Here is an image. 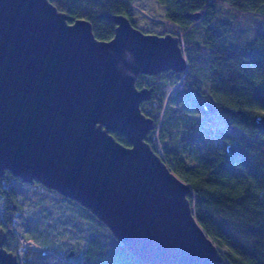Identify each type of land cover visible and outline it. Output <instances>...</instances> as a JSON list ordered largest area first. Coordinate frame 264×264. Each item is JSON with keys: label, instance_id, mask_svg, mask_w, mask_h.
Here are the masks:
<instances>
[{"label": "water", "instance_id": "95a60500", "mask_svg": "<svg viewBox=\"0 0 264 264\" xmlns=\"http://www.w3.org/2000/svg\"><path fill=\"white\" fill-rule=\"evenodd\" d=\"M112 20L113 37L100 40L88 20L50 0H0V175L88 208L143 264L220 262L193 215L189 184L145 141L153 121L140 104L150 90L135 81L184 72L179 39L142 32L123 14ZM7 236L0 226V264H21Z\"/></svg>", "mask_w": 264, "mask_h": 264}, {"label": "trees", "instance_id": "16d2710c", "mask_svg": "<svg viewBox=\"0 0 264 264\" xmlns=\"http://www.w3.org/2000/svg\"><path fill=\"white\" fill-rule=\"evenodd\" d=\"M50 1L72 20H88L100 40L113 37L116 14L127 16L142 32L179 39L187 61L184 72L139 74L135 81L137 88L150 90L140 104L153 121L145 141L189 184L193 215L222 254L214 264H264V0H155L163 14L148 16L150 30L140 28L132 16L136 0ZM197 12L196 20L188 16ZM172 91L179 103L168 106ZM111 133L130 145L120 133ZM48 192L79 232L82 251L64 252L61 242L48 237L54 215ZM19 198L34 204L20 223L46 252L11 247L9 231L17 224ZM0 200V226L8 234L4 247L20 253L21 264H37L45 254L54 257L53 264H143L88 208L36 181L22 182L4 171Z\"/></svg>", "mask_w": 264, "mask_h": 264}, {"label": "rangeland", "instance_id": "374dc122", "mask_svg": "<svg viewBox=\"0 0 264 264\" xmlns=\"http://www.w3.org/2000/svg\"><path fill=\"white\" fill-rule=\"evenodd\" d=\"M134 10L132 13L133 18L136 20V24L144 29V30H150L152 28V25L147 21L148 16L152 17H161V14H163V7L157 3L155 0H136V2L133 4ZM172 95H175V91H172L169 93L168 98L166 100L168 106H174L178 105L177 102H175L172 99ZM221 119L218 118L217 123H220ZM37 187L32 189L35 191ZM40 192V190H38ZM46 199L50 201V203L53 204L51 210L53 211L54 215L49 220L50 221V227H49V233L48 236L50 239L56 242H61V248L64 252L67 251H73L74 253H78L83 250V241L81 240L80 234L77 230L73 229V226L71 225V222L67 220L66 212H58L57 206H60V201L57 200V198L54 196L53 193L48 192L45 195ZM2 200H0V211L2 207ZM18 205H20V211H18L16 220L17 224L13 227V229H10L9 233L12 237V244L11 247H15V245H19L20 247L24 248L22 245V237H25L27 240H31L36 244V248L31 250H38L42 249L45 251L44 248H39L38 241L32 238L30 235L29 230H25L22 228V224L20 222H25L26 218L30 216L32 211L34 210V204L31 202V199L28 201H25L23 198L18 199ZM57 212L59 215H57ZM10 241V240H9ZM46 252V251H45ZM21 262H22V255L19 253ZM56 260L54 257H52L50 254H45L41 256L37 264H53Z\"/></svg>", "mask_w": 264, "mask_h": 264}, {"label": "built area", "instance_id": "2783aa9c", "mask_svg": "<svg viewBox=\"0 0 264 264\" xmlns=\"http://www.w3.org/2000/svg\"><path fill=\"white\" fill-rule=\"evenodd\" d=\"M21 241H22V245L25 247L32 248V249L36 248V244L31 240H27L25 238H22Z\"/></svg>", "mask_w": 264, "mask_h": 264}]
</instances>
